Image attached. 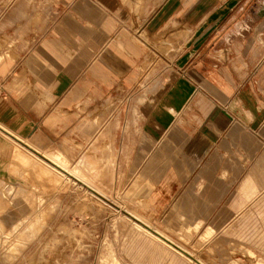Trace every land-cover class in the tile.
<instances>
[{
	"label": "crops",
	"instance_id": "obj_1",
	"mask_svg": "<svg viewBox=\"0 0 264 264\" xmlns=\"http://www.w3.org/2000/svg\"><path fill=\"white\" fill-rule=\"evenodd\" d=\"M3 1L13 11L1 25L19 24L0 39V179L23 174L28 152L72 159L77 136L106 117V181L132 183L126 195L142 207L128 209L135 225H153L142 213H157L199 229L229 213L199 245L225 246L226 264H245L230 257L236 248L264 264V31L175 58V36L186 32L172 30L176 0ZM182 3L190 12L194 0Z\"/></svg>",
	"mask_w": 264,
	"mask_h": 264
},
{
	"label": "rangeland",
	"instance_id": "obj_2",
	"mask_svg": "<svg viewBox=\"0 0 264 264\" xmlns=\"http://www.w3.org/2000/svg\"><path fill=\"white\" fill-rule=\"evenodd\" d=\"M203 1L194 0L190 12L183 6V0L175 2L174 8L181 12L172 30H186L175 36L172 55L175 58L183 47L229 45L246 31L259 30L261 34L264 31V0H242L235 7L237 0L232 4V0H213L210 6L203 5ZM8 10L13 11L0 0V39L14 35V27L19 24L1 25ZM195 10L200 12L196 16ZM16 41L23 45L20 39ZM28 49L20 50L16 68ZM7 74L0 69L2 91L6 90ZM98 109L103 111V105ZM105 123L106 117L95 125L93 134L77 136L72 159L49 149L36 152L38 156L28 152L23 174L15 180L0 179V264H196L198 260L205 264H226L221 256L225 246L217 247L215 253L210 247L206 253L198 239L209 226L219 231L229 213L212 214L199 229L198 225L192 228L167 221L168 214L142 213L153 223L142 226L165 234L176 249L135 225L136 221L142 222L128 209L142 207L126 195L132 183L106 181L112 174L106 169ZM87 154L99 156L100 163L91 166ZM54 160L65 161L72 174ZM5 161L0 155V166ZM183 191L184 188L178 195ZM212 223L216 225H209ZM209 237H214V231L208 233ZM230 257L245 264H259L238 248Z\"/></svg>",
	"mask_w": 264,
	"mask_h": 264
},
{
	"label": "bare ground",
	"instance_id": "obj_3",
	"mask_svg": "<svg viewBox=\"0 0 264 264\" xmlns=\"http://www.w3.org/2000/svg\"><path fill=\"white\" fill-rule=\"evenodd\" d=\"M44 157L45 158H47V159H49V160H51L50 158H48V156H46V155H44ZM42 158V157H41ZM55 161V162H54ZM54 161H52V162H54L55 164H57L58 166L59 165H63L62 167H63V169L66 171V172H68V173H71L72 174V171L70 170V168L66 165V163H65V161H63V160H57V162H56V160H54ZM51 162V161H50ZM51 166V165H50ZM52 167V166H51ZM67 168V169H66ZM56 169V168H55ZM58 170V169H57ZM59 171V170H58ZM138 225V224H137ZM139 226L142 228V229H144V230H146L148 233H150V234H152V235H156L159 239H161V240H167L168 241V239H170V238H168L167 236H165V234H163V233H161V232H159L158 230H156L155 229V231H157V233H154L153 231H151L148 227H146V226H142V225H140L139 224ZM151 227V226H150ZM165 237V238H163V237ZM171 244H172V242L171 241H169ZM181 247V246H180ZM197 264V263H196Z\"/></svg>",
	"mask_w": 264,
	"mask_h": 264
}]
</instances>
